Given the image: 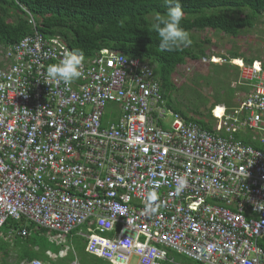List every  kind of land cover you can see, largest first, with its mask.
I'll list each match as a JSON object with an SVG mask.
<instances>
[{"label":"built area","instance_id":"obj_1","mask_svg":"<svg viewBox=\"0 0 264 264\" xmlns=\"http://www.w3.org/2000/svg\"><path fill=\"white\" fill-rule=\"evenodd\" d=\"M69 53L35 30L0 56V264H53L5 258L28 224L53 243L82 229L106 264H264V62L232 59L248 90L212 108L211 131L167 108L136 57L102 49L79 78L50 79Z\"/></svg>","mask_w":264,"mask_h":264},{"label":"trees","instance_id":"obj_2","mask_svg":"<svg viewBox=\"0 0 264 264\" xmlns=\"http://www.w3.org/2000/svg\"><path fill=\"white\" fill-rule=\"evenodd\" d=\"M180 2L184 13L180 26L187 33L194 29L209 28L236 36L241 30L250 27L252 20L260 13H264V0ZM166 10L162 0H0V56L12 49L21 38L32 35L36 30L43 36H60L70 52L79 50L83 53L82 61L91 59L102 49L136 57L153 68L167 108L186 121L213 131L212 108L218 104H224L227 108L235 106L237 103L231 104L235 89L244 92L248 88L235 86L236 80L235 87H228L221 93L216 91L206 100L199 92L196 91L197 95L193 96L184 90L183 85H178L174 80L177 67L195 63L204 53L201 43L193 41L187 47L173 51L160 50L159 37L151 26L155 17L164 15ZM243 11L244 15H237ZM29 15L34 20V26L29 22ZM232 55V58H241L238 54ZM214 57L213 61H218ZM252 60L244 61L250 63ZM192 90L190 88L189 91ZM242 141L259 148L257 142L247 136ZM19 223L23 225L22 220ZM5 228L4 231L8 226ZM26 228L28 235L24 238L14 237L12 246L2 241L1 249L5 258L11 255L15 263L34 258L50 262L44 251L50 249L57 252L62 245L50 243L48 231L44 229H35L32 224ZM76 231H72L69 238L80 264H106L104 260L85 251L81 238L72 234ZM73 259L74 255L69 250L57 263L69 264ZM3 264L9 263L5 261Z\"/></svg>","mask_w":264,"mask_h":264},{"label":"rangeland","instance_id":"obj_3","mask_svg":"<svg viewBox=\"0 0 264 264\" xmlns=\"http://www.w3.org/2000/svg\"><path fill=\"white\" fill-rule=\"evenodd\" d=\"M245 11L237 13L244 15ZM190 41L201 43V48L204 55L195 63H189L185 66L177 67L174 80L178 85H183L184 90L196 96L197 92L200 95L210 97L214 92L219 93L225 91L228 87H235L234 82L237 80L236 74H239V69L233 67L232 54H238L243 60L259 59L264 62V13H260L252 20V25L241 30L236 36L222 33L220 31L205 28L202 30H191L188 32ZM1 50V47H0ZM211 56H216L218 61L211 60ZM245 62V61H244ZM238 63L242 64L241 61ZM193 89L192 91H189ZM239 89H235L231 104H236L242 96ZM175 97V96H174ZM112 109L111 105L106 107V110ZM217 113H219L216 109ZM218 115V114H217ZM171 119V116H168ZM214 122V121H213ZM212 122V123H213ZM83 233L82 229L72 233L79 235ZM51 238L56 245L63 247H73L69 236L68 240H62L56 234L51 233ZM66 253L68 251H65ZM63 253V252H62ZM172 256L177 259H184L182 255L172 252ZM53 260H58L59 257H52ZM89 259H93L88 257ZM175 259V260H176ZM54 262V261H52Z\"/></svg>","mask_w":264,"mask_h":264},{"label":"clouds","instance_id":"obj_4","mask_svg":"<svg viewBox=\"0 0 264 264\" xmlns=\"http://www.w3.org/2000/svg\"><path fill=\"white\" fill-rule=\"evenodd\" d=\"M162 3L167 9L166 13L157 15L151 26L159 37L160 50L173 51L187 47L191 41L189 34L180 26L184 15L180 0H162ZM82 60V52L79 50L72 51L58 64L50 65L47 68V76L52 80L71 82L80 77Z\"/></svg>","mask_w":264,"mask_h":264},{"label":"crops","instance_id":"obj_5","mask_svg":"<svg viewBox=\"0 0 264 264\" xmlns=\"http://www.w3.org/2000/svg\"><path fill=\"white\" fill-rule=\"evenodd\" d=\"M242 93H244V92H242ZM51 234H49V236H50ZM70 235V234H69ZM69 235H67L66 236V240H68V236ZM51 237V236H50ZM78 237H80L79 235H78ZM47 238H48V236H47ZM81 238V240H82V243H83V239H82V237H80ZM49 241V240H48ZM50 243H53V242H51V241H49ZM55 244V243H54ZM56 245V244H55ZM83 245H84V243H83ZM84 247H85V245H84ZM37 248V247H36ZM65 249V250H64ZM85 249V248H84ZM46 250H50V249H46ZM63 251V254H64V256L63 257H65V255H66V252L64 253V251H69V250H71V252L73 253V255H74V259L69 263V264H72V263H74L75 261H77V262H79L78 261V258H77V255H76V252L74 251V249H73V247L71 248L70 246L69 247H67V246H65V247H63L62 246V248H60L58 251ZM52 251V250H51ZM57 251V252H58ZM53 253H57V252H54V251H52ZM47 257V256H46ZM63 257H60L58 260H56V261H54L53 262V264H58L57 262L60 260V259H62ZM176 258H174V263L173 264H200V263H197V262H193V261H191V260H189V259H186V258H184L183 260H181V258H178L177 257V259L175 260ZM50 262H52V260L50 259ZM80 263V262H79Z\"/></svg>","mask_w":264,"mask_h":264},{"label":"bare ground","instance_id":"obj_6","mask_svg":"<svg viewBox=\"0 0 264 264\" xmlns=\"http://www.w3.org/2000/svg\"><path fill=\"white\" fill-rule=\"evenodd\" d=\"M235 59H237V58H235ZM238 60H239V59H238ZM217 111L220 113V111H221L220 107L217 108ZM215 113H216V112H215ZM219 113H216V114H219Z\"/></svg>","mask_w":264,"mask_h":264}]
</instances>
